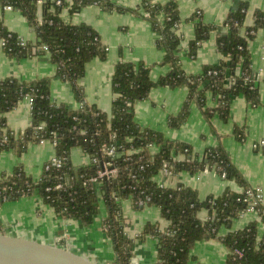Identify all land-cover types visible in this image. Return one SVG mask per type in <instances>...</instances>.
<instances>
[{"label": "trees", "instance_id": "1", "mask_svg": "<svg viewBox=\"0 0 264 264\" xmlns=\"http://www.w3.org/2000/svg\"><path fill=\"white\" fill-rule=\"evenodd\" d=\"M60 1V4H57ZM97 5L102 10L131 13L147 21L157 35L156 47L164 52L160 65L169 72L157 81L151 79L152 66L143 62H118L112 77L115 95L108 112L85 101L80 80L86 64L94 58L105 60L108 50L100 35L91 26L65 21V10L70 14ZM18 11L34 31L35 40L21 44L17 33L8 29L0 16V41L3 51L17 60L47 55L55 66V76L68 83L78 108L56 103L51 97L52 77L20 81L14 77L0 80V153L10 151L21 157L30 145L49 141L55 144V156L62 166L43 169L39 179L26 173L23 166L0 176V205L23 197L38 196L50 205L58 217L76 220L90 226L99 211V196L87 179L94 175L97 166L76 168L71 159L74 148H80L92 158L101 161L104 143L114 144L121 151L130 150L116 157L114 164L118 175L101 186L106 216L102 228L113 242L118 264H131L136 241L154 237L158 241L155 264H197L191 251L198 241L218 239L228 254L225 264H264V232L260 236L259 225H264V205L255 207L258 218L244 229L229 231L218 236L219 229L229 227L248 207L246 192L249 186L241 172L233 164L229 154L218 144L196 155L190 145L171 141L160 132L141 127L135 120V104L149 98L156 87L171 89L185 87L187 97L177 116L168 119L171 128H180L188 119L192 104L211 123L214 115L223 121L230 116L231 101L242 96L250 107L261 104L259 86H253L254 71L249 42L264 29V10H254L251 24L247 22V3L241 2L225 19L223 31L206 25L200 14L193 13L186 22L194 25V37L189 41V53L195 55L199 44L216 34L217 50L222 56L217 65H204L198 74H189L182 68L178 52L182 37L177 33L182 20L174 1L154 3L142 0L136 8L116 5L112 0H0V7ZM47 46L48 51L42 48ZM208 96L215 105L207 106ZM26 98L32 103L29 125L21 132H13L7 124L6 114ZM233 135L245 139L244 128L234 127ZM176 175L179 172L196 174L213 170L219 177L234 182L241 190L226 188L219 196L199 198L196 190L178 184L160 187L164 165ZM67 177L69 182H67ZM62 187L56 189V185ZM49 189V190H48ZM148 197V205L160 210L161 218L168 224L161 229L159 223H146L136 239L126 236L125 218L121 201L130 199L134 209L139 200ZM205 211V220L200 213Z\"/></svg>", "mask_w": 264, "mask_h": 264}, {"label": "crops", "instance_id": "2", "mask_svg": "<svg viewBox=\"0 0 264 264\" xmlns=\"http://www.w3.org/2000/svg\"><path fill=\"white\" fill-rule=\"evenodd\" d=\"M112 1L118 6L131 9L138 7L142 2V0ZM152 1L162 4L174 1L178 5L182 24L177 33L182 37L183 42L178 56L182 68L189 74H198L204 65H217L222 59L217 50L215 31L199 44L194 56L189 53V41L194 37V25L186 20L193 13L200 14L206 25L215 26L218 31H223L229 12L241 2L248 5L249 24L252 22L251 14L254 10H264V0ZM0 16L10 31L17 33L24 40H35L34 31L27 25L20 12L13 9L2 10L0 7ZM63 17L68 23H85L94 28L108 50L105 60L94 58L86 65L85 74L80 80L88 104L95 105L105 112L110 111L115 97L112 92V77L115 64L118 62H143L147 66L151 65V79L154 82L169 72L168 67L160 65L164 52L156 47L157 35L144 19L129 12H107L97 5H89L74 14L65 10ZM249 50L254 74L260 79L263 78L258 83L261 100L259 106L250 107L242 96H238L230 103V116L227 121L214 115L209 123L200 109L192 104L186 122L175 129L168 125V119L177 116L180 112L187 97V89L156 87L151 90L148 99L135 104L134 111L135 120L141 127L160 132L168 140H178L190 145L196 155L201 156L207 149L221 144L249 186L261 190L264 205V148L254 146L264 139V29L259 30L255 38L249 42ZM54 76L55 66L47 55H36L20 60L10 58L4 53L0 41V80L14 77L20 81H31L35 78ZM50 91L54 102L64 103L72 108L80 106V103L74 101L68 83L59 78L52 79ZM206 104L208 107L215 105L212 97L208 96ZM6 120L13 132L23 131L30 122L28 103L25 100L20 102L6 114ZM236 126L244 128L243 141L233 135ZM76 155L77 159H75ZM54 156L55 147L49 141L30 145L21 157L10 151H3L0 153V176L12 172L21 164L27 174L39 179L44 166ZM71 159L76 168L86 166L90 161L88 155L80 148L72 149ZM157 180L163 181L170 187L178 184L190 187L197 191L201 200L208 196H219L226 188L241 190L234 182L219 177L213 170L196 174L179 172L166 177L161 175ZM126 202V205L122 206V212L132 234H139L146 223H159L161 228L166 226L167 222L161 218L159 208L147 206L135 210L128 200ZM105 216L104 207L99 222L87 227L79 221L58 217L54 209L38 196L6 201L0 205V224L13 228L16 234L48 243L61 239L74 251L88 255L100 264H118L113 242L102 228V219ZM205 217L206 213L202 211L200 218L205 220ZM256 219L257 216L252 213L242 214L234 219L229 227L222 226L218 236L229 231L244 229ZM263 232L264 225L261 224L260 236ZM157 251L158 241L154 237L148 236L144 241H136L131 264H155ZM191 254L197 264H225L228 251L220 240L209 239L198 241Z\"/></svg>", "mask_w": 264, "mask_h": 264}, {"label": "water", "instance_id": "3", "mask_svg": "<svg viewBox=\"0 0 264 264\" xmlns=\"http://www.w3.org/2000/svg\"><path fill=\"white\" fill-rule=\"evenodd\" d=\"M12 229L0 224V264H100L61 239L48 243L20 236Z\"/></svg>", "mask_w": 264, "mask_h": 264}, {"label": "built area", "instance_id": "4", "mask_svg": "<svg viewBox=\"0 0 264 264\" xmlns=\"http://www.w3.org/2000/svg\"><path fill=\"white\" fill-rule=\"evenodd\" d=\"M45 0H38V3L39 4H42ZM61 2L60 1H57V4H60ZM5 9H12V7L10 6H7ZM20 37V36H19ZM26 40H24L23 38L20 37V42L21 44H24ZM2 43V46H3V42L1 41ZM44 51H48V48L47 46H44L42 48ZM263 78L260 79L259 76H256L254 75V77L252 78L251 81H253V86L255 85H258V83L260 81H262ZM25 101L28 103V106L31 110V107H32V103L29 101L28 98L25 99ZM45 142V140L41 141L40 143H43ZM55 147V144L52 143ZM255 148H258V147H261V148H264V139L260 140L258 143H256V145H254ZM131 151H133V149H130ZM130 150L128 151H121V149L117 148L116 145L114 144H107V143H104L101 147V151L104 155V158L99 161L98 159L96 158H92L91 156H89L88 154V157L90 159L89 163L92 162V163H95L96 166H97V170L95 172L94 175L90 176L88 179H87V182L89 184H93L94 185V188L96 189L97 193H98V196H99V200L102 199L103 201V192L101 190V186L107 182H111L113 179H115L118 175V167L114 164V161L116 159V157H119L125 153H128L130 154ZM50 166H54L56 168H60L62 166V161L61 159H59L58 157L54 156L52 157V159L50 161H48L45 165V169H49ZM161 174L164 175L165 177L166 176H172V173L167 169V165L165 164L164 165V168L161 170ZM159 186L160 187H164L166 186L164 184L163 181H161L159 183ZM62 187V184H58L56 185V189H59ZM49 190V189H48ZM246 196H247V199L245 201L248 202V207L245 211H243L241 213L242 214H245V213H252L253 215H256L257 216V213H256V210H255V207L258 205V204H262V192L259 188H252L250 190H248L246 192ZM128 200L130 203V199H126ZM149 198L146 197L142 200H139L137 202V205L141 206V207H147V206H150L148 205V202H149ZM125 201V200H123ZM103 204H104V201H103ZM121 208H122V201H121ZM143 209V208H142ZM123 214V212H122ZM125 218V217H124ZM258 218V216H257ZM125 228H124V231H125V234L128 238L130 239H136L137 235L138 234H132L131 231L129 230V227L127 225V221L125 219ZM168 224V223H167ZM166 224V226H167ZM165 226V227H166ZM164 227V228H165ZM163 229V228H161Z\"/></svg>", "mask_w": 264, "mask_h": 264}, {"label": "rangeland", "instance_id": "5", "mask_svg": "<svg viewBox=\"0 0 264 264\" xmlns=\"http://www.w3.org/2000/svg\"><path fill=\"white\" fill-rule=\"evenodd\" d=\"M99 59V58H98ZM101 60V59H100ZM92 61V60H91ZM88 64V63H87ZM86 64V65H87ZM75 159H77V155L75 156ZM126 200L125 201H122V206L124 207L126 205ZM152 207H155V206H152ZM136 210V209H135ZM101 213H104V205H103V201L102 199H100V202H99V211H98V214L96 215L95 219H94V222L90 225V226H87V227H91L94 223H98L99 222V218H100V214ZM101 227V226H100ZM107 235V234H106Z\"/></svg>", "mask_w": 264, "mask_h": 264}]
</instances>
